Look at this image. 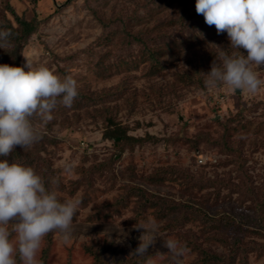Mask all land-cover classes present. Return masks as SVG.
I'll return each instance as SVG.
<instances>
[{
  "label": "rangeland",
  "instance_id": "obj_1",
  "mask_svg": "<svg viewBox=\"0 0 264 264\" xmlns=\"http://www.w3.org/2000/svg\"><path fill=\"white\" fill-rule=\"evenodd\" d=\"M185 2L183 12L188 18L194 13L195 1ZM180 8L176 0H0V28L9 21L14 24L12 12L28 20L35 16L40 20L37 32L23 49L21 66L27 59L34 67L44 65L61 77L71 75L78 81L79 95L95 99L88 104L87 100L77 102V97L70 109L59 105L55 119L42 129L58 141L48 147L47 157L61 171L67 187L79 178L83 167L112 155L113 143L103 136L106 116L129 126L133 136L150 135L157 140L116 156L114 180L96 179L89 191L88 207H78L81 216L73 222L69 242L65 243L60 234H48L38 255L40 261L47 240L50 250L46 264H95L84 251L90 243L108 245L104 252L107 261L129 258L143 232L128 222L131 208L110 221H84L87 214L111 202L127 184L175 200H192L212 215L254 217L257 205L264 202V86L249 95L225 88L209 91L203 84L202 73L211 70L209 54L216 52L210 44L230 43L227 33L218 35L203 15H194L180 27L163 24L160 32L168 41L199 34L201 42L166 54L163 60L169 65L152 77L146 75L148 67L139 64L141 43L105 41L104 23L132 16L143 21L139 19L130 27L131 32L140 33L145 42L157 41L154 25L176 17ZM117 29L115 25L111 30ZM100 65L105 69L111 66L105 77ZM179 74L195 79L201 74L202 82L187 85L177 79ZM67 165H72L70 173L65 171ZM160 171L167 173L164 183L152 185L145 180ZM83 194L80 188L75 197H63L75 200ZM148 220L155 221L160 236L147 255L154 256L157 264H173L165 239L177 240V236L162 229L165 221L151 216ZM188 227L198 230L194 225ZM238 235L243 245L264 243L252 233ZM227 236L231 241L233 234ZM207 246L226 252L217 244ZM194 258L189 253L181 264H190ZM248 264H264V255L250 253Z\"/></svg>",
  "mask_w": 264,
  "mask_h": 264
},
{
  "label": "clouds",
  "instance_id": "obj_2",
  "mask_svg": "<svg viewBox=\"0 0 264 264\" xmlns=\"http://www.w3.org/2000/svg\"><path fill=\"white\" fill-rule=\"evenodd\" d=\"M195 9L208 26H215L218 35L226 32L230 41L227 49L210 44L216 53L210 72L202 73L204 87L249 95L261 91L264 0H196ZM12 36L10 29L0 28V49L7 52L12 47ZM78 95V81L71 75L61 77L44 65L34 67L27 59L19 67L0 64V264H41L38 255L48 234H60L65 243L71 239L81 201H61L57 180L46 186L33 167L9 157L16 146L26 151L39 143L42 129L55 119L57 107L70 109ZM71 170L72 165L65 167V171ZM134 227L143 232L131 255L145 257L144 264H157L154 256L147 255L160 236L155 221ZM165 246L173 264H181L190 253L187 245L176 239H165Z\"/></svg>",
  "mask_w": 264,
  "mask_h": 264
},
{
  "label": "trees",
  "instance_id": "obj_3",
  "mask_svg": "<svg viewBox=\"0 0 264 264\" xmlns=\"http://www.w3.org/2000/svg\"><path fill=\"white\" fill-rule=\"evenodd\" d=\"M147 1L150 3L154 2V0ZM176 1L181 7L176 17H171L166 22L163 21L164 23L158 22L153 27V30L158 32L157 37L159 39L157 41V38H154L153 40L145 42L140 33L131 32L130 27L135 25L140 19V17H136L135 19L132 16L126 20L116 19L103 24L104 29L107 31L105 37L106 43H141L142 48L139 53V64H144L148 67L147 76L152 77L158 75L169 65L168 61L163 60L166 54L176 49L179 50L187 45L192 46L201 42L199 34L178 40H171L170 38L169 41L165 38L167 37L166 34H161L160 29H163V24L168 27H180L186 24L187 19H192L194 15L195 17L198 16L194 6V13L187 18L183 12V8L186 7V0ZM194 1L196 4V0ZM12 16L14 24L9 21L3 26L4 28L10 29L13 33L11 37L12 47L7 52L0 49V64L19 67L21 66L23 49L30 37L37 32L40 20L36 16L28 20L15 12H12ZM140 20L143 21L142 19ZM115 25L118 29L111 30ZM148 34L146 33L147 36ZM164 38L166 40L161 42ZM229 44L225 43L222 47L227 49ZM228 51L231 52L232 49L229 48ZM240 51L246 55L244 49H240ZM215 53L211 52L209 54L210 64L215 59ZM121 65H118V67ZM100 69H103L102 77H105L107 71L111 70V66L105 69L103 65H100ZM177 79L187 85H195L196 83L199 84L202 82L201 74H197L196 79L192 75L179 74L177 75ZM78 97L79 100L77 102L86 100L87 102L89 101L88 104L95 102L93 97H85L83 95H78ZM104 123L105 130L103 136L113 143L112 155L102 161L92 163L89 167H83L79 172V178L70 181L68 187L63 182L61 171L54 168L51 159L47 157L48 147L55 146L58 141L47 135L46 132H43V138L39 143L26 151L22 147L16 146L9 160L33 167L44 178L46 186H50L48 182L57 180L58 186L56 190L61 201L65 200L63 197L64 194L75 197L77 191L82 188L84 194L80 196L79 200L81 201L80 208L84 210L89 205V191L92 190L96 179L114 180L115 173L113 165L116 161V156L121 157L125 150L133 151L137 146H142L147 141H157L155 137L150 135L140 137L129 134V126L123 125L111 116H106ZM167 179V173L160 171L148 176L145 180L149 184L158 185L164 183ZM130 208L132 216L128 219V222L131 224L143 222L148 216L153 217L156 221H165L161 226L162 229L174 233L177 236V240L187 245L190 253L195 255V258L190 264H248L250 253L257 252L260 256L264 255V243L256 242L243 245L241 237L238 235V233H243L244 235L246 233H252L264 240V202L257 205L258 210H256L258 213L255 212L254 217H236L227 213L212 215L206 208L192 200H175L170 197L151 193L140 186L127 184L122 188V192L111 202L101 204L94 212L87 214L84 221L89 223L110 221L114 217L120 216L122 211ZM80 216L81 212L77 210L73 222L77 221ZM236 218L239 219L237 220ZM189 225L197 226L198 230L191 229L188 227ZM243 226H247L248 229H243ZM250 228L252 230H249ZM228 233L233 234L231 241H229V237L227 236ZM210 243L222 246L226 252L222 253L211 249L207 246ZM107 247L108 245L106 244L90 243L84 246V251L92 257L95 264H143L145 262V257H137L135 254H132L129 258L107 261L104 258V252ZM49 250L50 241L47 240V244L42 252L41 264H46Z\"/></svg>",
  "mask_w": 264,
  "mask_h": 264
}]
</instances>
